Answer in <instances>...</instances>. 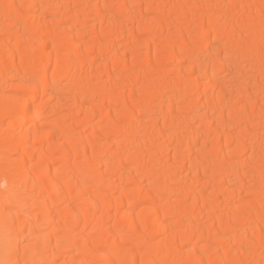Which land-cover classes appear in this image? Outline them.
Returning <instances> with one entry per match:
<instances>
[{"label":"bare ground","instance_id":"1","mask_svg":"<svg viewBox=\"0 0 264 264\" xmlns=\"http://www.w3.org/2000/svg\"><path fill=\"white\" fill-rule=\"evenodd\" d=\"M263 243L264 0H0L1 264H264Z\"/></svg>","mask_w":264,"mask_h":264},{"label":"rangeland","instance_id":"2","mask_svg":"<svg viewBox=\"0 0 264 264\" xmlns=\"http://www.w3.org/2000/svg\"><path fill=\"white\" fill-rule=\"evenodd\" d=\"M146 36H147V35H146ZM222 41H223V43L226 42L225 39L222 40ZM221 43H222V42H221ZM140 85H141V84H140ZM138 86H139V85H138ZM9 90H10V91H8L9 93H11V94H15V95H16L17 93L20 92V91H19V88H17V87L9 88ZM22 92H23V94H25V95H32V96H33V95H34V96L36 95V96H37V93L31 92L30 89H26V90H24V91H22ZM22 92H21V93H22ZM29 93H30V94H29ZM31 93H34V94H31ZM101 125H102V123H101ZM38 154H39V153H38ZM38 154H37V152L35 151V152H32L31 154H30V153L27 154V156H28V158L31 160V159H34L36 156H38ZM29 159H28V160H29ZM116 176H117V175H115L114 177L116 178ZM117 177H118V176H117ZM119 179H120V178H119ZM119 179H118V180L115 179V180H117L116 182L119 183V182H120ZM145 181H146V183H144V181H143V182L141 183V186L138 185V186H139V189H138V186H137V185H135V184H132V185H133V186L135 185L134 187H135V188L137 187L136 189L142 191V190H144V189L147 188V187H146V184H147L148 180L145 179ZM144 184H145V186H144ZM132 185L129 184L128 186H130V187L132 188V187H133ZM147 185H148V184H147ZM3 186H4V182L2 183V187H3ZM142 187H143V188H142ZM144 187H145V188H144ZM132 189H133V188H132ZM115 190H116V192H115ZM91 191H93V190H91ZM113 191L115 192V194L113 193V196H115V195L117 196V193L119 194V189H114ZM113 191H112V192H113ZM90 193L92 194V193H94V191H93V192H90ZM137 202H138V203H140V202H139V201H135V203L137 204V206H138V205H139V206L137 207L136 204L134 203V204L131 206V207L133 208V209H131V211L136 212L138 209L141 208L142 205H143L142 207H145L146 205H148V202H147V201H146L145 203L143 202V203H140V204H138ZM134 205H135V206H134ZM58 207H62V206H58ZM90 207H91V206H89L88 208H90ZM131 207H130V208H131ZM134 207H136L137 209H134ZM139 207H140V208H139ZM88 210H90V209H88ZM92 211H93V210H92ZM94 211H95V210H94ZM94 211H93V212H94ZM90 212H91V210H90ZM91 213H92V212H91ZM94 213H96V212H94ZM111 222H112V220H111L108 224L111 225V224H112ZM89 225H90V224H89ZM89 225L86 226V228L82 227L80 224H79V225H75V227H73V231H74V232H76V231H77V232H82V231L84 230L83 234H85V235H86V234H87V235H88V234H91V235H88V236H93V235L95 234V232H93V233L90 232V230H89ZM92 225H93V224L91 223V226H92ZM79 226H80V227H79ZM91 226H90V227H91ZM92 227H93V226H92ZM92 227H91L90 229H92ZM82 228H84V229H82ZM74 229H76V230H74ZM93 230H94V229H93ZM46 231H49V229H48V230L46 229ZM91 231H92V230H91ZM85 232H87V233H85ZM60 233H61V232H60ZM60 233H58V235H59ZM92 234H93V235H92ZM87 235H86V236H87ZM158 236H159V237H158ZM158 236H157L158 239L155 238L156 240L154 239V241H158L159 239H160L159 241H163V239H165V238L163 237L164 235H162V234H160V235H158ZM149 237H150V236H149ZM155 237H156V236H155ZM153 238H154V236H152V238H149V239H152V240H150V241H153ZM161 239H162V240H161ZM150 241H149V243H150ZM26 242H28V241H26ZM26 242H25V243H26ZM129 242H130V241H129ZM129 242L127 241L126 245L130 246V244H131V245H132V243L134 244V242H131L130 244H128ZM147 243H148V242H147ZM132 246H133V245H132ZM135 246H136V244H135ZM136 247H137V246H136ZM136 247H135V248H136ZM262 247L264 248V243L262 244ZM108 248H109V245L106 244V248H105V250L108 249ZM137 248H138V247H137ZM204 248H206V247H204ZM204 248H203V249H204ZM206 249H207V251H208V247H207ZM121 250L124 251L123 248H121L120 251H121ZM204 250H205V249H204ZM114 251H119V250H118V248H117V249H114ZM259 252H260V250H259ZM72 253H74V251H73ZM75 253H76V252H75ZM80 255H81V254H80ZM81 257H82V255H81ZM68 258H69V257L64 258V259H68ZM64 259H63L62 261H61V260L58 261L57 263H58V264H62V263L64 264V261L66 262V261H69V260H70V259H68V260H64ZM100 261L102 262L101 259H100ZM0 264H1V257H0ZM167 264H169V263H167ZM170 264H171V263H170Z\"/></svg>","mask_w":264,"mask_h":264}]
</instances>
